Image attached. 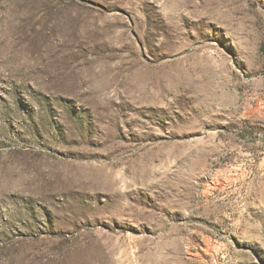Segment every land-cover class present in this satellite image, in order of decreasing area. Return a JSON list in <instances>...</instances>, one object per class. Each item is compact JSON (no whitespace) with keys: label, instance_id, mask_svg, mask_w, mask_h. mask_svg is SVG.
I'll list each match as a JSON object with an SVG mask.
<instances>
[{"label":"rangeland","instance_id":"374dc122","mask_svg":"<svg viewBox=\"0 0 264 264\" xmlns=\"http://www.w3.org/2000/svg\"><path fill=\"white\" fill-rule=\"evenodd\" d=\"M0 264H264V0H0Z\"/></svg>","mask_w":264,"mask_h":264}]
</instances>
